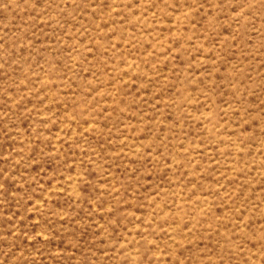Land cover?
Listing matches in <instances>:
<instances>
[{"label": "rangeland", "instance_id": "374dc122", "mask_svg": "<svg viewBox=\"0 0 264 264\" xmlns=\"http://www.w3.org/2000/svg\"><path fill=\"white\" fill-rule=\"evenodd\" d=\"M0 264H264V0H0Z\"/></svg>", "mask_w": 264, "mask_h": 264}]
</instances>
